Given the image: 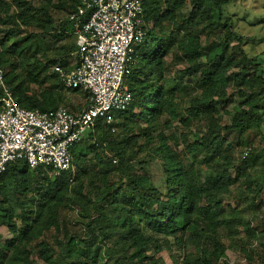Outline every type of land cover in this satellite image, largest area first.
<instances>
[{
  "label": "trees",
  "instance_id": "trees-1",
  "mask_svg": "<svg viewBox=\"0 0 264 264\" xmlns=\"http://www.w3.org/2000/svg\"><path fill=\"white\" fill-rule=\"evenodd\" d=\"M81 1L0 0V72L21 107L55 111L66 90L88 97L53 70L77 50L70 16ZM236 1L141 0L130 106L94 122L72 170L18 160L0 174V228L11 236L0 237V264H229L233 249L264 264V69L228 15ZM204 29L219 34L207 46ZM169 54L187 64L176 78L165 74ZM184 78L200 91L181 94ZM176 122L179 137L168 133ZM154 161L165 191L151 182Z\"/></svg>",
  "mask_w": 264,
  "mask_h": 264
},
{
  "label": "built area",
  "instance_id": "built-area-1",
  "mask_svg": "<svg viewBox=\"0 0 264 264\" xmlns=\"http://www.w3.org/2000/svg\"><path fill=\"white\" fill-rule=\"evenodd\" d=\"M75 22L77 58L72 68L55 65L66 89L84 90L88 97L80 112L59 107L52 112L19 105L0 72V174L25 160L32 169L55 175L72 170V148L85 140L97 119L111 123L126 110L132 94L126 82L134 63V47L145 37L141 0H82L71 14Z\"/></svg>",
  "mask_w": 264,
  "mask_h": 264
},
{
  "label": "rangeland",
  "instance_id": "rangeland-1",
  "mask_svg": "<svg viewBox=\"0 0 264 264\" xmlns=\"http://www.w3.org/2000/svg\"><path fill=\"white\" fill-rule=\"evenodd\" d=\"M230 14H233L232 18L235 20V30L248 40L244 47L251 56H259L258 58L264 69V0H237L232 8H230L228 11L229 16ZM204 31L205 33H203L201 37L204 46H207L211 40L215 39L219 35L217 31H214L213 33H208V29H204ZM66 41L67 39L64 42ZM230 43L231 45H234L236 44V41L231 40ZM34 50H36V48H34ZM201 61L207 62L205 57H202ZM186 65L187 64L184 62L183 58H175L173 54H169L165 58V74L169 78H176L179 76L180 70H183ZM199 91L200 89L193 78L183 79L180 93L184 95L187 94L186 98L190 95L197 94ZM86 102L87 99L84 96L76 95L69 90H66L61 102V106L66 107L71 111L79 112L86 105ZM262 108L264 112V105ZM230 117H226L225 119L228 121ZM175 128L178 130L174 131L173 128V130L169 131L168 133L170 134L173 132L175 133V136L179 137V132L185 131L179 122L175 123ZM194 129L195 126H193L192 130L194 131ZM232 139L233 150H235L237 155H239L240 149H242L241 145L239 144L240 140L238 137L236 138L234 135H230L229 140ZM196 166H199L198 168H200L201 165L196 164ZM202 168L203 167L201 166V169ZM147 170L149 172L151 182L162 191H165V177L161 165L154 161L150 166L147 167ZM262 214H264V206ZM0 237H2L3 240H6L11 236L9 235L6 228L1 227ZM177 248V245L172 243L171 251L173 253L178 252ZM162 255L168 262L170 261L168 252L165 251ZM227 261L229 264H248V261L244 258L242 252H239L237 249L227 251ZM220 264L224 263L221 262Z\"/></svg>",
  "mask_w": 264,
  "mask_h": 264
},
{
  "label": "crops",
  "instance_id": "crops-1",
  "mask_svg": "<svg viewBox=\"0 0 264 264\" xmlns=\"http://www.w3.org/2000/svg\"><path fill=\"white\" fill-rule=\"evenodd\" d=\"M72 54V53H71ZM76 61H77V58L75 57V56H70L69 58H68V68H72L75 64H76ZM86 106V105H85ZM85 106L83 107V108H85ZM82 110V109H81ZM80 110V111H81ZM79 111V112H80ZM72 112H74V111H72Z\"/></svg>",
  "mask_w": 264,
  "mask_h": 264
}]
</instances>
